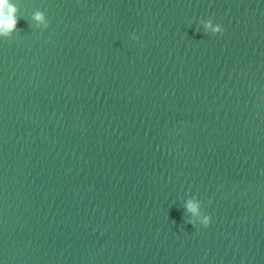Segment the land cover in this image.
Listing matches in <instances>:
<instances>
[{
	"label": "water",
	"instance_id": "1",
	"mask_svg": "<svg viewBox=\"0 0 264 264\" xmlns=\"http://www.w3.org/2000/svg\"><path fill=\"white\" fill-rule=\"evenodd\" d=\"M14 2L0 264H264V0Z\"/></svg>",
	"mask_w": 264,
	"mask_h": 264
},
{
	"label": "clouds",
	"instance_id": "2",
	"mask_svg": "<svg viewBox=\"0 0 264 264\" xmlns=\"http://www.w3.org/2000/svg\"><path fill=\"white\" fill-rule=\"evenodd\" d=\"M18 11L19 6L14 2V0H0V37H9L11 33L16 29L19 21V16L17 15ZM34 19L47 27L45 17L42 13H37ZM204 27L212 35L222 34L225 31L224 27L221 24H214L211 21L206 22ZM131 39L139 42V37L135 33L132 34ZM187 209L197 217L196 220L189 221L193 224L194 227L196 225H202L207 228L212 223L211 215H202L200 213V204L198 202L189 201Z\"/></svg>",
	"mask_w": 264,
	"mask_h": 264
}]
</instances>
